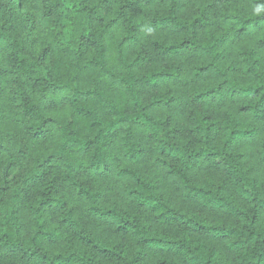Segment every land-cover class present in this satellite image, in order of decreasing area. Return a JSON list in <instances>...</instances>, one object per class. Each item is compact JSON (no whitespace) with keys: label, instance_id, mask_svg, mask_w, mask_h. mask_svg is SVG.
I'll return each mask as SVG.
<instances>
[{"label":"trees","instance_id":"1","mask_svg":"<svg viewBox=\"0 0 264 264\" xmlns=\"http://www.w3.org/2000/svg\"><path fill=\"white\" fill-rule=\"evenodd\" d=\"M0 264H264V0H0Z\"/></svg>","mask_w":264,"mask_h":264}]
</instances>
